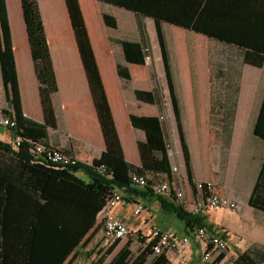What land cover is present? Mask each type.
<instances>
[{
	"label": "trees",
	"instance_id": "obj_1",
	"mask_svg": "<svg viewBox=\"0 0 264 264\" xmlns=\"http://www.w3.org/2000/svg\"><path fill=\"white\" fill-rule=\"evenodd\" d=\"M129 9L138 18L140 39L120 40L128 62L146 64L150 49L145 23L141 17L154 20L160 53L167 78L170 100L174 109L177 132L181 141L188 179L192 181L191 155L181 120V107L175 93L169 47L163 23L203 34L224 45L237 48L242 62L261 68L264 66V0H99ZM70 19L75 29L79 50L101 123L106 149L100 158L91 163L81 162L65 167L37 162L31 152L35 143L49 145L46 127H56L57 118L53 94L58 91L56 72L50 54L46 28L37 0H21L23 17L29 38L33 63L39 81L45 123L26 117L23 111L21 90L18 83L16 58L6 0H0V65L2 80L8 98L3 111L16 120L15 136H21L20 146L0 140V183L3 184L4 202L0 208V264H73L80 248L85 247L98 233V216L112 191L130 189L132 173L147 178L144 191L152 192V185L161 175L171 176L169 142L162 120L158 116L134 118L147 134V141L139 142L142 167L125 159L117 125L112 114L102 75L97 65L88 28L79 0H66ZM107 25L116 28L114 16L105 14ZM119 75L131 79L128 67L118 64ZM162 94L158 89L136 90V98L146 103L161 105ZM231 113L226 116L223 130L230 138ZM254 134L264 140V100L257 118ZM67 151V150H66ZM70 152V151H68ZM72 153V152H71ZM160 154L159 156L157 154ZM83 174L86 179L79 177ZM153 175L148 177L147 175ZM250 205L258 207L251 198ZM164 208L184 221V230L191 235L196 227L210 230V224L202 214H194L183 205L163 202ZM211 231V230H210ZM140 238L141 247L135 252L131 243H125L114 253L119 242L102 253L95 264H168L166 252L155 253L154 241ZM222 253L217 263L225 257ZM232 264H264V247L253 246L238 254Z\"/></svg>",
	"mask_w": 264,
	"mask_h": 264
},
{
	"label": "crops",
	"instance_id": "obj_2",
	"mask_svg": "<svg viewBox=\"0 0 264 264\" xmlns=\"http://www.w3.org/2000/svg\"><path fill=\"white\" fill-rule=\"evenodd\" d=\"M37 2L46 28L59 88L52 97L57 125L46 127L45 141L76 154L81 162L91 163L92 160L101 157L106 149V141L66 0H37ZM79 2L122 142L125 160L142 167L138 143L147 141V134L141 126L134 123V118L158 116L164 128L168 126L175 137L172 147L169 143V149L173 151V154H169L168 160L171 167L178 166L181 170L187 171L170 93L168 101L163 99L162 95L161 105L146 103L136 98L137 89L154 88L145 87L148 75L142 67L144 64L128 62L123 46L119 42L140 39L137 15L129 9L99 0H79ZM6 3L22 109L24 115L32 121L45 123L39 81L33 63L21 0H6ZM105 14L114 16L117 21L116 28L105 23L103 17ZM140 19L146 25L152 55L158 53L161 56L154 20L145 17ZM118 64L128 67L131 73L130 80L119 75ZM243 64L242 75L235 83L234 91H230L229 87L224 90H211L207 75L202 80L201 77L193 78L191 73L182 76L181 79L187 82L183 88H180L171 67L177 98L181 96L190 98L187 100L186 113L181 101L178 100L182 112L183 131L191 155L192 180L214 181L222 195L238 199L242 204L238 211L222 209L219 210L220 215L216 212L218 210L203 214L210 224V230L222 236L228 243L226 256L219 264H227L228 256L229 264H232L240 252L250 247H264V209L250 205L251 198H254L258 207L264 206V140L254 134L264 100V96L261 99L262 93L264 95V79L257 70L263 69L264 66L258 68L251 64ZM2 76L0 65V111L8 107L7 91ZM197 80L204 83L196 85ZM213 100H218L217 107H213ZM227 100L235 104L230 138L226 131L214 130L211 125V122L217 121L219 117L221 123L227 121L226 116L232 111L222 106ZM0 140L7 143L14 140L9 128L0 126ZM164 176L161 175L160 178H165ZM0 185L5 193V186L1 183ZM185 194L189 199L190 190L187 186ZM124 196V201L113 211L117 217L128 221L131 233L142 235L146 229L155 225L177 236L187 235L184 221L163 206V202H171L183 205L186 209L183 200L171 195L157 196L153 191L147 192L134 185L124 190ZM138 203L143 204L144 209L136 215L134 209ZM175 219H179L182 223L175 226ZM202 253L203 247L194 238L184 246L182 256L174 253L166 254L168 264H200Z\"/></svg>",
	"mask_w": 264,
	"mask_h": 264
},
{
	"label": "built area",
	"instance_id": "obj_3",
	"mask_svg": "<svg viewBox=\"0 0 264 264\" xmlns=\"http://www.w3.org/2000/svg\"><path fill=\"white\" fill-rule=\"evenodd\" d=\"M16 124V120L9 117L3 110L0 111V126L11 130L14 136L12 144L15 149H18L23 139L21 136H15L14 128ZM31 152L34 155V159L40 163L46 162V164L65 167L79 161L76 154L50 144L35 143ZM169 154H173L171 149H169ZM188 177L187 171L181 170L178 166H173L171 176L160 179L151 187L157 196L171 195V197L175 196L179 200H183L187 211L194 214L203 215L208 211H219L222 209H233L234 211L241 209V201L222 195L214 181H190ZM130 179L132 184L140 189L148 186L147 178L140 176L139 173H132ZM186 186L190 190L189 199L186 198L185 194ZM124 190V188L113 190L98 216L102 224L104 244L107 246L120 242L131 234L128 221L117 217L113 211L116 206L124 201ZM143 209L144 205L138 203L134 213L136 215L140 214ZM144 235L148 237L147 241H154L153 249L155 253H174L178 256L184 254V246L195 238L203 247L200 264H216L217 258L228 250L226 239L202 226L196 227L191 235L177 236L168 230L153 225L146 229Z\"/></svg>",
	"mask_w": 264,
	"mask_h": 264
},
{
	"label": "rangeland",
	"instance_id": "obj_4",
	"mask_svg": "<svg viewBox=\"0 0 264 264\" xmlns=\"http://www.w3.org/2000/svg\"><path fill=\"white\" fill-rule=\"evenodd\" d=\"M165 36L168 42L172 69L177 77L178 87L183 88V85H186L187 81H183L181 78L185 74L191 73L193 78L204 79V76L209 77L208 86L211 90H224L228 88L230 91H234L235 83L242 75L243 63L241 59V53L237 48L224 45L222 42L210 39L203 34L193 32L192 30L177 27V25L170 23H163ZM157 51V49H156ZM146 65L142 66L145 68L148 78L145 84V87L153 89H158L159 92L163 95V99L168 101L169 89L167 85V78L164 71V63L160 54L152 55L151 50L148 51ZM260 73V76L264 79V68L257 70ZM204 81L197 80L196 85H202ZM182 94V91H180ZM263 93L261 99H263ZM181 101V105L186 113L188 110V102L190 98L181 96L178 98ZM164 100V101H165ZM201 101V99H199ZM218 100H213V107H217ZM225 106L227 109H231L233 106V101L227 100L222 103V106ZM186 115V114H185ZM217 119V121H212L211 125L214 130H223L224 124ZM166 134L172 147L174 143L173 133L169 131L168 126L166 127ZM79 177L86 179L83 174H78ZM0 185V208L4 202V193ZM220 215L219 211H216ZM100 223V220L98 221ZM175 226L181 224L182 222L179 219H175ZM145 232L142 235L138 233H131L127 238L121 240L118 244V248L114 251L116 253L125 243L132 240L131 247L135 252H138L141 243L139 242L140 238L144 237ZM110 246L104 244L103 240V229L102 224H99V230L96 236L84 247H81L79 254L75 259L73 264H95L98 261L100 255L108 250ZM112 253L107 261L113 256ZM229 264V256L226 260Z\"/></svg>",
	"mask_w": 264,
	"mask_h": 264
}]
</instances>
